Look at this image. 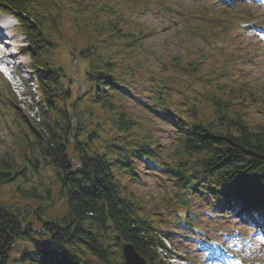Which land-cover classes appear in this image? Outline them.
<instances>
[{
	"label": "trees",
	"instance_id": "obj_1",
	"mask_svg": "<svg viewBox=\"0 0 264 264\" xmlns=\"http://www.w3.org/2000/svg\"><path fill=\"white\" fill-rule=\"evenodd\" d=\"M7 1L34 19L22 21L34 60L43 66L37 76L46 117L29 126L17 116L23 128L0 155V188L9 187L24 204L0 203L3 264H121V252L107 248L116 236L147 264H168L159 253L155 220L145 214L146 199L122 180L137 181L139 162L161 169L178 187L166 211L175 202L188 210L190 196H207L264 228V122L238 109L250 97L262 99L259 93L229 83L225 67L205 68L206 57L186 62L156 55L144 34L127 30L103 0H69L75 9L60 0ZM64 29L84 44L78 50L68 42L89 62L83 95L64 85L50 56L54 36L68 41ZM152 59L157 66L148 67ZM145 92L149 111L174 123L178 146L169 155L131 113L128 101L142 102ZM47 171L53 182L46 181ZM55 195L65 212L50 218L43 205H52Z\"/></svg>",
	"mask_w": 264,
	"mask_h": 264
},
{
	"label": "rangeland",
	"instance_id": "obj_2",
	"mask_svg": "<svg viewBox=\"0 0 264 264\" xmlns=\"http://www.w3.org/2000/svg\"><path fill=\"white\" fill-rule=\"evenodd\" d=\"M166 2L171 3L173 10L167 9L169 10L167 13H164L162 9H160L159 11H142L136 16V21L138 23H141L142 25L147 27H151L153 30L150 34V37L147 39L148 44L157 53L163 55L166 58H170L171 56H180L186 59L193 58L196 55V52L193 51L195 49V46L197 47L202 44V42L199 40L195 46H193L191 41L185 40L184 42H180L181 37H179L178 34L183 24H180L177 21L176 12L174 10H183L184 12L193 15V17H195L194 20L197 21L199 17L208 14L210 12L209 10L215 9L218 10L216 12H219L227 6L233 7V4H235L234 7L236 8L246 7V5L241 2L227 4L220 0H163L164 4ZM254 10L255 15H257V17L262 20L264 18L262 12L259 11L258 8H255ZM165 14H167L168 16ZM177 14H179V16L181 15L180 12H177ZM189 21L191 23V20H187V22ZM11 23L16 22L14 20H11ZM13 32V35H17L15 37L16 42L20 43L22 41L20 32L18 31V29L13 30ZM251 40L252 39H250L249 42ZM254 52L256 53V55H252L250 59V63L248 66L249 72L254 74V80H262L264 83V72H262L263 74L261 73V69L264 68V65L262 63V60H264V56L258 49L254 48ZM56 57L61 67L64 69L67 77L69 79H74L75 84H79L80 82L82 83L85 81L87 64L84 60L80 59L79 72H75L73 66V58L68 46H60L57 49ZM21 61H23V65L20 70H22L25 74L24 76H26L28 75V73L25 71L28 69V66L24 56L22 57V60H20V62ZM214 61L216 62V60H213V62ZM76 75H78V81L75 78ZM0 82L4 83L1 77ZM75 84L73 85V87L76 86ZM6 87V84H3L2 92L6 93ZM250 104L252 105L246 106L244 108L247 110L251 119L255 122L264 121V106L255 102H251ZM131 106L132 112L137 118H144L150 121V125L153 127L152 131L157 134L159 140L161 141V144L163 145V149L167 152L171 150L173 151L175 143L177 145V142L172 137L170 126L168 124H165L164 122H159L156 118L150 115V113L144 107L139 106L135 103H131ZM241 108L242 107H238V109ZM6 131L7 128L5 127V123L0 112L1 139H5L7 137ZM139 169L144 181L141 183L133 184H129L125 181L124 184L129 188L134 189L137 194L143 195V197L148 199V207H151L152 210L156 211L157 208L155 207H160V209H162V207H165L166 205L165 194L167 193V191L169 192V194H174L176 187L171 181L166 178V175L163 173L150 171L142 163L139 164ZM53 180L54 178L51 172H48L46 181L50 183ZM54 199L55 201L52 205H43V208H45L50 218L55 215H62L65 212L63 202L57 197ZM19 201L20 200H18L15 195L12 194V191L10 189H0V202H4L8 206L12 207ZM22 205L24 204H21V206ZM192 205L194 212H196V214L199 215L202 220L200 222V226L205 229V232L208 233V236L219 240L221 244L224 243V229H228L232 222L230 214L215 213L210 202L205 200V198H194ZM219 211L221 212V210ZM157 212L161 211L159 210ZM148 214L150 215V213ZM160 217L163 220V223L160 225V228H164L162 232L166 235V237H172V239L176 241V244L181 251L186 252V254H188L189 256H198L201 259L206 258V254L202 252V250L205 249V246H203V243L200 242V237L196 236L195 234L188 235L184 232H180L178 229H176L175 224H170L169 221H166V218L172 217V214L160 215ZM236 221H239V219H236ZM242 226L243 229H248V231L252 229L247 224L240 225L233 223L231 224V229L234 236L242 234ZM174 230H177L178 233L180 232V235L172 234ZM197 231L199 230L197 229ZM224 256L226 260L235 262L237 255L232 252L229 246L225 250ZM257 258H259L258 260H260L261 264L262 262H264V256L261 258Z\"/></svg>",
	"mask_w": 264,
	"mask_h": 264
},
{
	"label": "water",
	"instance_id": "obj_3",
	"mask_svg": "<svg viewBox=\"0 0 264 264\" xmlns=\"http://www.w3.org/2000/svg\"><path fill=\"white\" fill-rule=\"evenodd\" d=\"M123 253L125 259L123 264H146V261L140 257L139 253L135 250L133 245L124 244ZM0 264H2L1 258Z\"/></svg>",
	"mask_w": 264,
	"mask_h": 264
}]
</instances>
